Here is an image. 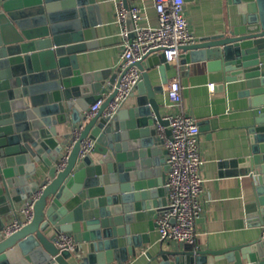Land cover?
<instances>
[{
	"label": "water",
	"instance_id": "obj_1",
	"mask_svg": "<svg viewBox=\"0 0 264 264\" xmlns=\"http://www.w3.org/2000/svg\"><path fill=\"white\" fill-rule=\"evenodd\" d=\"M227 1L234 6L233 23L180 46V61L205 63L217 88L235 87L248 100V153L218 164L222 173L248 177L252 199L245 218L259 232L219 248L188 242L164 248L160 242L156 253L145 251L157 264H264V0ZM94 8V0H0V264H127L148 240L135 223L147 219L151 228L166 203L167 150L156 126L167 124L157 93L170 63L157 52L137 61L142 77L134 104L104 115L117 71H82L77 60L85 46L80 42L94 36L86 18ZM126 23L131 26L129 16ZM143 60L158 65L159 82ZM111 88L87 116L88 103ZM68 119L72 125L58 136L57 125ZM85 137L95 143L80 156ZM40 187L31 220L4 235L8 217L19 216L17 204L20 210ZM60 233L73 237V251L56 245Z\"/></svg>",
	"mask_w": 264,
	"mask_h": 264
},
{
	"label": "crops",
	"instance_id": "obj_2",
	"mask_svg": "<svg viewBox=\"0 0 264 264\" xmlns=\"http://www.w3.org/2000/svg\"><path fill=\"white\" fill-rule=\"evenodd\" d=\"M119 1L94 0L95 8L87 12L88 29L94 36L80 42L85 45L77 53L82 71L102 68L117 70L122 51L120 25L115 14ZM128 3L136 4L140 8L139 22L142 25L157 24L158 17L153 0H128ZM183 12L195 38L223 31L234 21V6L227 0H184ZM74 30L70 29L69 32ZM181 53H184L182 49L179 50L177 60L165 69L166 81L162 82V87L164 90L174 76L179 79L180 101L173 110L194 116L199 128L203 190L200 194L202 210L195 222L197 236L194 244L201 248H219L241 243L255 237L259 232L258 228L248 227L245 218V204L252 199L249 179L245 175L222 173L225 168L218 163L248 153L246 125L251 121L252 110L249 109L247 98L236 93L237 88H217V82L209 77L205 63H181ZM142 64L153 81L159 82L158 65L148 67L146 60ZM211 81L214 82L213 91L208 88ZM159 93L157 96L162 104V113H165L167 99L161 98ZM134 100L135 93L125 103V107L132 106ZM71 125L70 119L58 124V136L69 130ZM163 148L161 145V149ZM19 205L17 204L16 210L22 216ZM16 217L9 216L8 223ZM155 219L153 218L154 222ZM135 231L146 232L148 240L138 247V254L130 257L127 264H157L156 260L150 261L145 255L147 250L151 254L156 253L161 245L156 225L149 228L148 220L142 219L135 223ZM178 243L169 240L163 242L162 247L177 248ZM219 264L228 263L223 259Z\"/></svg>",
	"mask_w": 264,
	"mask_h": 264
},
{
	"label": "built area",
	"instance_id": "obj_3",
	"mask_svg": "<svg viewBox=\"0 0 264 264\" xmlns=\"http://www.w3.org/2000/svg\"><path fill=\"white\" fill-rule=\"evenodd\" d=\"M153 4L158 17L156 25H142L139 22L140 8L136 4H128L126 7L122 0L117 4L115 14L116 21L120 25L122 51L116 70L117 78L114 86L116 92L103 111L106 116H113L133 95L142 77V69L136 64L137 61L157 52L163 53L166 62H175L180 46L195 39L183 12L184 0H153ZM127 16L131 20L130 27L126 23ZM208 88L213 91L214 82H209ZM111 91L112 88L101 90L95 100L88 105L85 114L93 116ZM159 96L167 99L166 110L162 114L167 124L156 126V132L162 138V145L167 150L164 181L167 197L166 203L155 219V225L162 243L174 240L194 244L197 236L195 222L202 210L200 194L203 190L200 171L203 159L199 152V128L194 116L173 110L180 101V84L176 76L168 81ZM79 129L80 127L73 129V141L76 140ZM94 143L90 137L83 138L80 141L79 155L91 153ZM68 152L69 148L63 153L58 168L65 165ZM42 187L24 201L19 210L22 216L19 215L6 224L3 229L4 235L12 233L31 220L33 205ZM55 243L61 250L73 251L75 247L73 237L65 233H60Z\"/></svg>",
	"mask_w": 264,
	"mask_h": 264
}]
</instances>
